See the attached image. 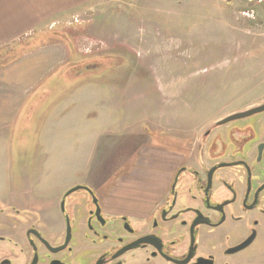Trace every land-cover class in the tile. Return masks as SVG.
I'll use <instances>...</instances> for the list:
<instances>
[{
	"label": "rangeland",
	"instance_id": "obj_1",
	"mask_svg": "<svg viewBox=\"0 0 264 264\" xmlns=\"http://www.w3.org/2000/svg\"><path fill=\"white\" fill-rule=\"evenodd\" d=\"M18 41L0 51L2 208L50 206L146 136L183 143L264 102V0H85Z\"/></svg>",
	"mask_w": 264,
	"mask_h": 264
},
{
	"label": "flooded vegetation",
	"instance_id": "obj_2",
	"mask_svg": "<svg viewBox=\"0 0 264 264\" xmlns=\"http://www.w3.org/2000/svg\"><path fill=\"white\" fill-rule=\"evenodd\" d=\"M262 113L183 143L159 138L158 145L174 147L179 162L160 202L144 215L107 200L120 197L122 179L155 150L149 136L98 177L62 187L50 206L0 207V264H248L256 254L264 258Z\"/></svg>",
	"mask_w": 264,
	"mask_h": 264
},
{
	"label": "crops",
	"instance_id": "obj_3",
	"mask_svg": "<svg viewBox=\"0 0 264 264\" xmlns=\"http://www.w3.org/2000/svg\"><path fill=\"white\" fill-rule=\"evenodd\" d=\"M84 1L0 0V51L19 42L18 38L22 33L36 29L49 17L60 11L71 9ZM161 151L154 150L152 155H148L152 156V159L149 158L144 162L142 168L134 169V172L125 175L120 188H117L115 192V195L120 197L108 199L109 206L121 208L123 212L139 216L144 215L160 202L174 170V167L171 168L165 164L170 163L167 161L170 159L168 154ZM159 160L164 163V166L157 172L152 167L154 163H159Z\"/></svg>",
	"mask_w": 264,
	"mask_h": 264
},
{
	"label": "water",
	"instance_id": "obj_4",
	"mask_svg": "<svg viewBox=\"0 0 264 264\" xmlns=\"http://www.w3.org/2000/svg\"><path fill=\"white\" fill-rule=\"evenodd\" d=\"M263 111H264V102L257 104L255 106L248 107V108L240 110V111L232 112V113L218 119L217 121H215L212 126H220V125L226 124L228 122L243 119V118L252 116L254 114L263 112ZM77 188H78V186L70 189L68 192L74 191Z\"/></svg>",
	"mask_w": 264,
	"mask_h": 264
},
{
	"label": "trees",
	"instance_id": "obj_5",
	"mask_svg": "<svg viewBox=\"0 0 264 264\" xmlns=\"http://www.w3.org/2000/svg\"><path fill=\"white\" fill-rule=\"evenodd\" d=\"M69 39V38H68Z\"/></svg>",
	"mask_w": 264,
	"mask_h": 264
}]
</instances>
